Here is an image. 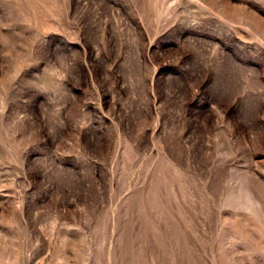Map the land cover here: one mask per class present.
<instances>
[{"label":"rangeland","instance_id":"374dc122","mask_svg":"<svg viewBox=\"0 0 264 264\" xmlns=\"http://www.w3.org/2000/svg\"><path fill=\"white\" fill-rule=\"evenodd\" d=\"M0 264H264V0H0Z\"/></svg>","mask_w":264,"mask_h":264}]
</instances>
